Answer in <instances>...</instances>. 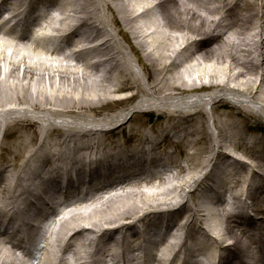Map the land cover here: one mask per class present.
Listing matches in <instances>:
<instances>
[{"label":"bare ground","instance_id":"bare-ground-1","mask_svg":"<svg viewBox=\"0 0 264 264\" xmlns=\"http://www.w3.org/2000/svg\"><path fill=\"white\" fill-rule=\"evenodd\" d=\"M5 12L42 33L0 26V147L12 134L11 151L31 149L0 165V263L264 264V137L249 128L264 116V0H0ZM131 98L130 118L91 114ZM149 111L163 122L148 127Z\"/></svg>","mask_w":264,"mask_h":264},{"label":"rangeland","instance_id":"rangeland-1","mask_svg":"<svg viewBox=\"0 0 264 264\" xmlns=\"http://www.w3.org/2000/svg\"><path fill=\"white\" fill-rule=\"evenodd\" d=\"M133 2V1H132ZM104 10H101L100 13H102ZM118 38V41L121 43V45H123L125 48L127 49H130L128 48V45L125 43V41L122 39V37H117ZM98 43V42H97ZM52 48H54L52 45H51ZM88 47V46H86ZM128 52L130 53V50H128ZM74 54V53H72ZM131 56H128L129 58H132L133 61H135V58H134V54L132 55L130 53ZM75 56V55H73ZM82 56H84L82 54ZM71 58H74V57H71ZM99 60V59H98ZM88 62V64H90L92 67H95L97 68L98 70L102 71L103 72V69H102V66L100 65V60L98 62H91V60H86ZM137 63V62H136ZM138 68H139V65L137 64ZM140 69V68H139ZM138 73V72H137ZM140 73L142 76H144V72L142 69H140ZM137 77H139L138 75H136ZM145 79V78H144ZM147 81V80H146ZM137 102L136 98H131L129 100H127L126 103H123V104H117L116 106H113L111 108H108L106 107L105 109H99L93 113H91L94 117L96 116L97 119H104L105 117L109 118V116H112V115H116V114H126L127 117H131V114H128V110H130L132 107H133V104H135ZM222 111H220L219 113L221 114ZM162 118H159V116L157 115V113L155 111H149L147 112V114H145V116L142 117V120L143 121H148L149 122V126L148 127H152V126H158L160 125V123L163 122V119L164 117L161 116ZM32 127H28V130H31ZM36 129V127H33ZM59 128V127H58ZM100 128H102L103 130H106V129H109V128H112V126H109V125H103L101 126ZM249 128H254L255 129V132L257 133H254V135L257 137H264V116L258 114V118L256 120H252V121H249ZM60 129V128H59ZM63 133V131H62ZM253 132L251 130H245V137H247L248 135H251ZM8 134V133H7ZM60 134L61 132L59 131V135L58 133H55L54 136H52V145H51V151H54L55 149V143L57 140H61L62 137H60ZM8 136V135H7ZM4 137L3 138V141H2V144H1V147H0V165H2L1 167L2 168H6V167H9L10 165H12L13 162L15 163H20V161L22 160V156L25 157V155H29L30 152H31V149H26L24 148V146L22 147V152H16L17 150L15 151H11V148H13V143H14V140H13V135L10 134L8 137ZM133 140H135L133 138ZM132 140V141H133ZM50 147V146H49ZM48 150V148H47ZM49 151V150H48ZM68 162V160H67ZM62 167H63V164H61ZM59 176H55L53 179H51L49 182H48V186L53 188L54 190H56V188H58L59 186V181H61V178H58ZM63 177V176H62ZM17 188V187H16ZM14 188L13 191L16 189ZM123 189V188H122ZM57 193H58V190H56ZM113 193H110L106 196H102L103 199H105L106 201L105 202H108V200L110 201L107 205H110L112 204V208L114 206H119L121 205L119 203V198H118V194L117 192H114V195L111 196ZM72 194H69L68 195V199H70L69 197L71 196ZM58 200L59 201H62L64 199V195H62L61 193H58V196H57ZM113 199V200H110ZM45 199H47V197H45ZM127 200V199H126ZM47 202H49V200L47 199ZM35 203H38L37 200H33V204ZM36 205V204H35ZM99 205V204H97ZM29 208H32L33 205L29 204L27 205ZM47 211V210H46ZM50 211V210H49ZM59 224H57V227L52 231L51 230V233H57L58 230H59ZM56 231V232H55ZM54 235V234H53ZM5 237H8L6 235H4ZM40 237V236H39ZM13 241L15 242H18L16 239H13ZM16 257H18L16 255ZM71 257V255L69 256V258ZM38 259V257H36ZM17 259H21V258H17ZM94 259L96 260L97 257H94ZM27 264V263H25Z\"/></svg>","mask_w":264,"mask_h":264}]
</instances>
